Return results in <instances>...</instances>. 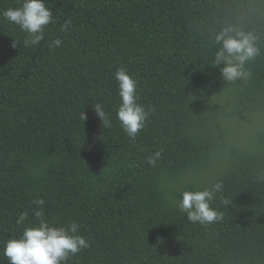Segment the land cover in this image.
Instances as JSON below:
<instances>
[{"label":"trees","instance_id":"obj_1","mask_svg":"<svg viewBox=\"0 0 264 264\" xmlns=\"http://www.w3.org/2000/svg\"><path fill=\"white\" fill-rule=\"evenodd\" d=\"M21 3L0 0V13ZM46 4L53 21L38 45L0 14V264L5 242L39 223V198L50 224L76 221L90 242L66 264H264V149L242 147L238 131L264 117V0ZM226 24L260 37L247 80L227 82L215 66ZM120 68L153 110L134 139L116 117ZM207 177L223 186L211 202L223 219L193 224L175 205Z\"/></svg>","mask_w":264,"mask_h":264},{"label":"clouds","instance_id":"obj_2","mask_svg":"<svg viewBox=\"0 0 264 264\" xmlns=\"http://www.w3.org/2000/svg\"><path fill=\"white\" fill-rule=\"evenodd\" d=\"M0 14L28 34V38L24 40L25 46L38 45L44 39L45 27L53 21V12L47 6L46 0H22L19 7L7 8ZM71 26L72 20L68 18L61 25V30L67 31ZM259 40L260 37L253 31L232 24H226L215 32L214 43L219 47L215 52L214 63L215 66H220L225 81L235 82L251 77L246 64L261 55ZM17 43L14 40L12 47L15 48ZM62 43L60 38H56L49 46L59 48ZM115 79L121 101L116 117L127 136L134 139L146 126L153 110H146L138 103V82L125 68L115 72ZM94 108L102 120L103 127L110 128L112 124L106 111L100 104H96ZM80 118L83 121L88 119L84 112L80 114ZM161 156L162 152L157 151L154 156L148 158L147 163L154 167ZM222 187L221 183H216L211 188L184 191L175 206L186 214V220L193 224L207 225L221 221L223 213L212 207L211 202L216 193L222 191ZM33 204L38 206L33 214L39 223L24 228L21 236L5 242L2 255L9 264H66L71 257L90 247L86 237L78 234L81 227L78 222L72 221L67 227L54 226L44 218V199H36ZM28 216L27 211L21 212L17 224H23Z\"/></svg>","mask_w":264,"mask_h":264},{"label":"rangeland","instance_id":"obj_3","mask_svg":"<svg viewBox=\"0 0 264 264\" xmlns=\"http://www.w3.org/2000/svg\"><path fill=\"white\" fill-rule=\"evenodd\" d=\"M238 131L241 134L242 141H239L240 145L249 150H261L264 149V143L255 139L259 136L260 133L264 132V117H256L254 121L245 120L241 123ZM227 152V151H226ZM226 155L228 153H225ZM206 178V177H205ZM212 179H206V188L211 186ZM198 186V184H197ZM181 190V188H179ZM187 190H190L187 188ZM184 190V191H187Z\"/></svg>","mask_w":264,"mask_h":264}]
</instances>
